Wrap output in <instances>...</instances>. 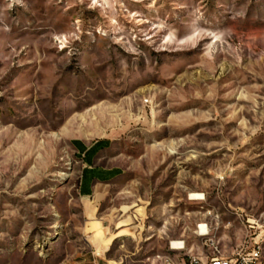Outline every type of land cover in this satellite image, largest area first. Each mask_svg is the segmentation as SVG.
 I'll return each mask as SVG.
<instances>
[{
  "label": "rangeland",
  "instance_id": "rangeland-1",
  "mask_svg": "<svg viewBox=\"0 0 264 264\" xmlns=\"http://www.w3.org/2000/svg\"><path fill=\"white\" fill-rule=\"evenodd\" d=\"M199 225L264 256V0H0V264L203 256Z\"/></svg>",
  "mask_w": 264,
  "mask_h": 264
},
{
  "label": "built area",
  "instance_id": "built-area-1",
  "mask_svg": "<svg viewBox=\"0 0 264 264\" xmlns=\"http://www.w3.org/2000/svg\"><path fill=\"white\" fill-rule=\"evenodd\" d=\"M199 237L207 240L209 253L204 254L202 257L195 254L193 249H188L186 241H172L170 242V248L177 252L176 256L179 259L175 261L166 258L160 264H264L263 252L260 245H255L253 248L246 250H237L231 254H225L221 252L219 242L211 237V229L207 225H204L203 230L201 228V236ZM173 242L176 243L174 246L172 245ZM180 253L187 255V258H180Z\"/></svg>",
  "mask_w": 264,
  "mask_h": 264
},
{
  "label": "crops",
  "instance_id": "crops-1",
  "mask_svg": "<svg viewBox=\"0 0 264 264\" xmlns=\"http://www.w3.org/2000/svg\"><path fill=\"white\" fill-rule=\"evenodd\" d=\"M82 143L85 150L75 145L80 160L84 163V168L80 177V192L83 196H91L94 193V187L97 184H108L112 180L116 179L121 174V170L118 167H105L102 166L100 161L104 158V153L111 146V141L107 138L97 140L91 145L84 144L81 140H77ZM107 141V144L99 145L93 151L88 152L98 142ZM204 255V254H203ZM203 257V256H202ZM98 263L97 260L93 262Z\"/></svg>",
  "mask_w": 264,
  "mask_h": 264
},
{
  "label": "bare ground",
  "instance_id": "bare-ground-1",
  "mask_svg": "<svg viewBox=\"0 0 264 264\" xmlns=\"http://www.w3.org/2000/svg\"><path fill=\"white\" fill-rule=\"evenodd\" d=\"M190 199H202V194H199V193H191L190 194ZM201 228L202 230L204 229V225H199L198 227V236H201ZM204 240V245L207 247V240L206 239H203ZM176 243L173 242L172 245L174 246ZM263 259H264V256H263Z\"/></svg>",
  "mask_w": 264,
  "mask_h": 264
},
{
  "label": "trees",
  "instance_id": "trees-1",
  "mask_svg": "<svg viewBox=\"0 0 264 264\" xmlns=\"http://www.w3.org/2000/svg\"><path fill=\"white\" fill-rule=\"evenodd\" d=\"M107 141H103V142H98L97 144H95V146H93V148H91L88 152L93 151L96 147H98L99 145H104L107 144ZM74 145H78L79 147H81L82 150H85V147L82 145V143L80 141L75 140L74 141Z\"/></svg>",
  "mask_w": 264,
  "mask_h": 264
}]
</instances>
